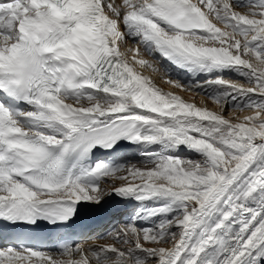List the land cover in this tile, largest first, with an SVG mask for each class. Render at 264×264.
I'll return each instance as SVG.
<instances>
[{
	"label": "snow or ice",
	"instance_id": "1",
	"mask_svg": "<svg viewBox=\"0 0 264 264\" xmlns=\"http://www.w3.org/2000/svg\"><path fill=\"white\" fill-rule=\"evenodd\" d=\"M0 264H264V0H0Z\"/></svg>",
	"mask_w": 264,
	"mask_h": 264
},
{
	"label": "bare ground",
	"instance_id": "2",
	"mask_svg": "<svg viewBox=\"0 0 264 264\" xmlns=\"http://www.w3.org/2000/svg\"><path fill=\"white\" fill-rule=\"evenodd\" d=\"M219 27H223V25H218ZM131 53H129L128 54V57H129V59H131ZM137 67H139V66H137ZM142 72H144V74H146V75H149V76H151V77H153V79H156V74L155 73H153V72H151L150 70H148V69H146V68H142V69H140ZM156 82L158 83V84H161V86L162 87H165L167 90H170V91H174V89H172V88H170L169 86H167V85H164V84H162L161 83V81L160 80H156ZM182 95H184L186 98L188 97V96H190L191 94H188V93H182ZM198 100H199V98H197V102H198ZM210 107H214V105H209ZM246 112H247V110H245V112H238L237 113V115H244V114H246ZM133 163H136V162H133ZM117 184H119V182H117ZM136 205H135V202H133V201H124V200H121L119 197H116V196H111V197H105V199H104V203L101 205V208L100 209H104V212H103V218H105L107 215H109V214H113L114 215V213H116V212H118L120 209H125V208H131V210L135 207ZM81 209H91V210H95L96 208L94 207V206H91V207H88V208H85V207H81L80 209H79V213H82V215H85V213L84 212H82L81 211ZM99 209V210H100ZM96 210H98V209H96ZM121 211V210H120ZM119 211V212H120ZM127 217V216H126ZM125 217V218H126ZM125 218H123V220H125ZM115 219V218H114ZM113 219V220H114ZM94 240V239H93ZM102 240V239H101ZM98 241V243L97 244H100V242H99V240H97ZM105 241V240H104ZM103 241V242H104ZM109 242V241H108ZM84 243H88V244H91V243H96L95 241H92V240H86V241H84ZM107 243V242H106Z\"/></svg>",
	"mask_w": 264,
	"mask_h": 264
},
{
	"label": "rangeland",
	"instance_id": "3",
	"mask_svg": "<svg viewBox=\"0 0 264 264\" xmlns=\"http://www.w3.org/2000/svg\"><path fill=\"white\" fill-rule=\"evenodd\" d=\"M188 94H191V93H188ZM134 162H136V161L134 160ZM128 209H131V208H125V209H120V210H124V211H123L124 214H128V213L131 211V210H128ZM120 210H119V211H120ZM119 211H118V212H119ZM118 212L114 213V215L117 214ZM118 216H119V215H118ZM118 216H116L115 218H117ZM124 221H125V220H123L120 224L124 223ZM93 239H94V240H93ZM93 239H91V240H92V241H95L96 243H98L97 240H99V242L101 241L100 243H106V242L109 243V242H111L110 240H106V239L98 238V237H96V236H94ZM101 239H102V240H101ZM104 240H105V241H104ZM103 241H104V242H103ZM108 241H109V242H108ZM83 242H84V241H83Z\"/></svg>",
	"mask_w": 264,
	"mask_h": 264
}]
</instances>
